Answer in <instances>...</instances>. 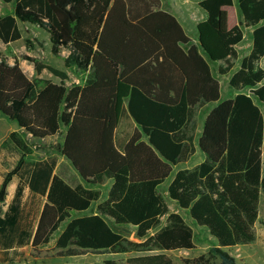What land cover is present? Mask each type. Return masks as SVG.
I'll return each instance as SVG.
<instances>
[{
	"label": "trees",
	"instance_id": "trees-1",
	"mask_svg": "<svg viewBox=\"0 0 264 264\" xmlns=\"http://www.w3.org/2000/svg\"><path fill=\"white\" fill-rule=\"evenodd\" d=\"M233 1L198 2L205 19L192 43L161 0H0L13 3L12 13L0 14L2 44L21 39L19 23L35 25L48 33L54 56L68 51L66 69L87 74L81 86H67L65 71L24 56L37 75L47 70L58 82L28 79L16 60L0 56V113L34 139L61 136L64 128L57 148L78 175L55 172L54 156L30 159L32 149L18 131L0 142V151L19 156L0 184V262H21L23 248L46 245L61 226L58 256L148 246L160 251L103 264H179L166 252L195 248L194 229L180 212H170L159 188L195 150L194 108L219 102L209 62H222L219 74L226 75L238 59L235 47L244 34L228 27L224 9ZM236 7L252 28L250 51L229 79L237 94L207 113L198 139L204 160L176 172L166 192L216 243L182 264H239L228 249L255 240L264 189V0H238ZM25 46L32 44L25 40ZM106 180L112 181L106 199L83 214L100 200L93 186ZM26 190L41 204L35 225L24 217ZM106 219L134 227L143 242L124 239Z\"/></svg>",
	"mask_w": 264,
	"mask_h": 264
},
{
	"label": "rangeland",
	"instance_id": "rangeland-1",
	"mask_svg": "<svg viewBox=\"0 0 264 264\" xmlns=\"http://www.w3.org/2000/svg\"><path fill=\"white\" fill-rule=\"evenodd\" d=\"M236 1L234 0V5L226 9L229 15V25L230 26H239L242 28L244 39L241 44L238 45L237 51L239 54H243L248 50V45L251 40V31L250 27L244 25V20L239 14ZM197 0H161L162 8L171 13L178 14L177 10L182 9L184 14H180V22L183 23L186 29L189 30L190 34L196 32L195 24L200 21V15L202 14L197 9ZM13 9V3L2 4L0 3V13L5 14L11 12ZM187 18L189 20L185 21ZM198 24V23H197ZM197 26V25H196ZM21 30V39L17 42L2 45L0 44V56L5 58L9 63H13L16 60L20 67L22 68L24 74L28 79L36 80H50L52 82H58V78L54 77L47 70H44L40 75H37L33 64L24 60V56H28L37 61H40L43 64L59 68L67 73L69 79L66 81L67 86L73 84H79L81 86L86 80L87 74L81 73L75 68L66 69L63 65V59L68 55L67 50H63L62 55L59 57L54 56L51 53V44L49 42L48 33L39 29L37 26L29 24H20ZM25 40L31 42L32 47L30 49L25 46ZM261 68L264 69V59L261 61ZM222 82L223 94L229 93V83L226 76H220ZM262 114H264V103L259 104ZM17 125L10 118L4 116L0 113V142L3 141L8 132L15 130ZM64 128H62L61 136H53L45 139H34L30 134L22 132L25 139L28 142V145L32 149V154L29 157L33 160H43L50 156H54L58 159V165L56 166V172L58 174L63 173L67 178L69 171L65 158L61 156L58 151L57 145L62 143ZM18 155H11V153L6 152L5 150L0 151V184L2 182L3 174L14 167L18 161ZM60 163V164H59ZM71 175H74L73 173ZM262 186H264V167H262ZM17 184V178L13 179L11 185L8 186V197L7 202L12 196L14 185ZM101 194L99 202H95L90 210H87L83 214L93 213L98 203L104 201L106 193L109 187V183L106 180L101 186H93ZM159 191L163 196L166 192L165 186H160ZM166 200L169 199L166 197ZM41 204L37 200H32L30 197L26 198L25 207H24V217L33 222V225L37 223V216ZM171 208L172 205H171ZM82 214H71L75 217ZM188 214L185 211H181V216L183 219L190 224L195 232V248L190 251L185 250H175L166 252L170 258L176 263L182 264V258H193L198 255L206 254L209 249L216 245L214 239L209 235L208 231L201 226L195 225L187 216ZM109 225L116 230L122 237L130 242H135L140 244L143 240L137 239L135 236L136 229L132 226H120L116 225L112 220L106 219ZM165 222V218H161V225ZM63 230V226L57 230L51 237L49 242L46 245L39 247V249L34 250L29 246L23 248L24 257L21 258V262H16L14 264H103L104 260L111 259L114 261L124 262L128 257L131 256H140L152 253H160L158 249L148 246V247H139L132 248L126 253H117L115 251H108L103 253H93L86 252L78 256H58L57 252L60 250L56 248V239L59 233ZM153 232H150L152 234ZM255 240L248 245H240L231 249H228V252L235 257L236 262L239 264H264V189L261 191V197L259 198V218L254 225ZM1 258V255H0ZM215 263L219 264V259L214 260ZM0 264H6L0 262Z\"/></svg>",
	"mask_w": 264,
	"mask_h": 264
},
{
	"label": "crops",
	"instance_id": "crops-1",
	"mask_svg": "<svg viewBox=\"0 0 264 264\" xmlns=\"http://www.w3.org/2000/svg\"><path fill=\"white\" fill-rule=\"evenodd\" d=\"M200 0H197V2H196V4H197V9L202 13L200 16V21H203L204 19H205V12L203 11V10H201L199 7H198V2H199ZM0 3H2V4H9V3H3V2H0ZM233 5H234V1H233ZM232 5V6H233ZM231 6V7H232ZM161 8H162V5H161ZM227 8H229V7H227ZM227 8H224L225 10L227 9ZM163 9V8H162ZM13 12V9L11 10V12H9V13H5V14H10V13H12ZM169 12V11H168ZM177 12H178V14H175V13H171V12H169L170 14H172L174 17H176V19H177V21L180 23V25L182 26V28L184 29V31L186 32V34L190 37V39L192 40V43H197L198 42V34H197V30H196V25H197V23H199L200 21H198L196 24H195V30H196V32L195 33H193V35H191L190 34V32H189V30L188 29H186L185 28V26L183 25V23H181L180 22V18H179V15L180 14H184V12H183V10L182 9H178L177 10ZM228 13V12H227ZM1 14V13H0ZM1 15H4V14H1ZM228 17H229V15H228ZM187 20H189V18H187L185 21H187ZM20 24H23V23H19V28H20ZM33 26H35V25H33ZM228 27L230 28V27H232V26H230L229 25V22H228ZM252 29V28H251ZM14 42H16V41H14ZM14 42H12V43H14ZM18 42V41H17ZM0 44H2L1 42H0ZM9 44H11V43H9ZM2 45H4V44H2ZM8 45V44H7ZM251 45H252V40H250V43H249V45H248V50L245 52V53H243V54H239V52L237 51V47L238 46H236L235 47V49H236V51H237V53H238V59L237 60H235L234 61V66L231 68V70H230V72L228 73V74H226V75H220L219 74V67L223 64L222 62H209V68H210V72H211V75H212V77L214 78V79H216L218 82H219V85H220V87H219V92H220V99H219V102L220 101H222V100H225V99H227V98H230V99H232V98H234L235 97V95L237 94V92L236 91H234V90H232L231 89V86L229 85V93H227V94H223V90H222V87H223V85H222V82H221V80H220V76H226L227 77V80H228V83H229V79H230V76L238 69V66H240V61H241V59L244 57V56H246L248 53H249V51H250V48H251ZM262 59H264V58H262ZM262 59H261V61H262ZM261 61H260V66H261ZM219 102H217V103H206V104H204V105H202V106H198V107H195L194 108V111H195V116H194V121H195V123H196V127H195V129L193 130V146H194V148H195V150H194V152L190 155V156H188L187 158H186V160H182V161H179L176 165H174L173 166V171H171V174H170V176L167 178V180L161 185V187L162 186H165V188H166V192H167V188H168V186H169V184L171 183V181H172V179L174 178V175L176 174V172H178V171H180V170H192L193 168H195L196 166H198L203 160H204V155L202 154V152H200L201 150L199 149V147H198V139H199V137H200V134H201V129H202V127H203V121H204V118L206 117V115H207V113H209L210 111H211V109L212 108H214V107H216L217 105H218V103ZM12 131V130H11ZM10 131V132H11ZM13 131H18L19 133H21L22 134V132H24L22 129H19L18 127L15 129V130H13ZM12 131V132H13ZM10 132H8V134L10 133ZM64 133H65V130H64ZM7 134V135H8ZM27 134H29V133H27ZM31 135V134H30ZM23 136V138L25 139V137H24V135H22ZM32 136V135H31ZM33 137V136H32ZM63 140V139H62ZM25 141L27 142V140L25 139ZM185 142V141H184ZM187 142V141H186ZM28 144V143H27ZM65 162H66V164L68 165L67 166V168H68V173H69V175L70 174H75L77 177H78V175L76 174V172H75V170L71 167L72 165L65 159ZM60 164V163H59ZM261 165H262V167H264V145H262V154H261ZM55 172H56V169H55ZM80 178V177H79ZM80 180V182L83 184V185H86L85 183H83V181L81 180V179H79ZM108 181V183H109V187H108V190L110 189V187H111V185H112V181L111 180H107ZM14 187H15V185H14ZM94 188V187H93ZM14 190V189H13ZM107 190V191H108ZM164 193V195H163V197H164V199H165V202L167 203V205H168V208H169V210H170V212H180L181 213V211H182V209H180L179 207H178V205L175 203V202H173V201H167L166 200V197H167V193ZM13 193V192H12ZM27 195H28V193H27V190H26V197H27ZM106 197H107V193H106ZM106 197H105V199H106ZM104 199V200H105ZM171 205H172V207L173 208H171ZM89 214H91V213H89ZM89 214H86V215H89ZM78 216H82V215H78ZM189 224V223H188ZM190 225V224H189ZM186 251V250H185Z\"/></svg>",
	"mask_w": 264,
	"mask_h": 264
},
{
	"label": "water",
	"instance_id": "water-1",
	"mask_svg": "<svg viewBox=\"0 0 264 264\" xmlns=\"http://www.w3.org/2000/svg\"><path fill=\"white\" fill-rule=\"evenodd\" d=\"M67 160V159H66ZM68 161V160H67ZM69 162V161H68ZM70 163V162H69ZM72 165V164H71ZM73 168V166H71Z\"/></svg>",
	"mask_w": 264,
	"mask_h": 264
}]
</instances>
